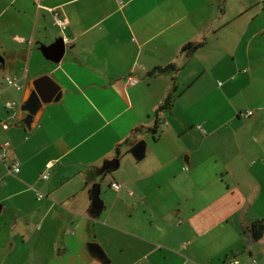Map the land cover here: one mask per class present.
I'll return each instance as SVG.
<instances>
[{"label":"crops","instance_id":"crops-1","mask_svg":"<svg viewBox=\"0 0 264 264\" xmlns=\"http://www.w3.org/2000/svg\"><path fill=\"white\" fill-rule=\"evenodd\" d=\"M263 11L264 0H0V52L9 60L0 79L22 86L0 80V118L10 122L0 131V144L9 143L0 264H102L89 241L109 264H264V235L253 240L248 230L264 218L255 174L264 165ZM58 37L65 51L54 62L40 48ZM188 44L198 47L187 54ZM45 74L62 96L27 131L13 100ZM172 86L178 94L161 107ZM246 95L257 104L244 126L236 121L245 119L238 99ZM139 140L146 147L136 160L130 148ZM112 158L117 167L98 175ZM94 182L103 202L95 218Z\"/></svg>","mask_w":264,"mask_h":264},{"label":"water","instance_id":"water-1","mask_svg":"<svg viewBox=\"0 0 264 264\" xmlns=\"http://www.w3.org/2000/svg\"><path fill=\"white\" fill-rule=\"evenodd\" d=\"M40 50L46 59L59 62L65 51L63 37L56 38L51 44L41 47ZM6 62L7 64L9 63L7 55L0 52V71L4 69ZM27 89L28 93L20 105V112L23 113V116L18 121L22 122L27 130H31L37 118H39L42 113L44 105L50 102H57L62 96V90L60 85L47 74L32 80V82L27 85ZM145 147L146 141L139 140L130 148V153L136 160H140L144 156ZM117 165V158L106 160L99 168L97 174H104L116 168ZM99 192L100 183L94 182L90 192L91 207L89 209V214L93 218L97 217L103 208V202L99 196ZM86 250L93 258L99 260L102 264H109L108 255L99 243L95 241L87 242Z\"/></svg>","mask_w":264,"mask_h":264},{"label":"built area","instance_id":"built-area-1","mask_svg":"<svg viewBox=\"0 0 264 264\" xmlns=\"http://www.w3.org/2000/svg\"><path fill=\"white\" fill-rule=\"evenodd\" d=\"M52 13L53 19L55 24H57L61 30H64L67 27V22L64 19H61L58 17V12L56 9H49ZM13 39L17 42H24V38H20L18 36H13ZM65 39V37H64ZM6 86L9 87H13L16 90H20L22 89V86L19 84L18 79L15 77H11V76H3L0 79ZM1 97V94H0ZM14 102H6L5 103V108H11L14 106ZM247 116H251L252 112L248 111L246 113ZM9 123L6 121H2L0 120V131L5 130L9 127ZM8 147H9V143L8 142H3L0 144V162H3L5 160V158L7 157V151H8ZM54 166V161L53 160H49L46 162L44 169L39 173V177L42 179H48L49 177V170ZM19 172V162L16 159L11 160L10 166L8 167V173L15 175ZM111 187L114 190H118L120 188V184L117 182H112L111 183ZM131 193V192H129ZM44 197V194L42 193H38L37 194V199H41ZM134 264H141L140 261H136L134 262ZM146 264H150L149 262H147ZM233 264V263H231Z\"/></svg>","mask_w":264,"mask_h":264},{"label":"rangeland","instance_id":"rangeland-1","mask_svg":"<svg viewBox=\"0 0 264 264\" xmlns=\"http://www.w3.org/2000/svg\"><path fill=\"white\" fill-rule=\"evenodd\" d=\"M257 24H260V25H263V23H264V11L260 14V16H259V19L257 20V22H256ZM260 46H261V44H260ZM261 49H262V47H261ZM261 85H258L257 86V88L258 89H261ZM248 91H246V93H247ZM258 97V96H257ZM239 101H238V105L241 107V109H243V111H244V114H245V119H243V121H236V123H243L244 124V126H245V122L246 121H248L249 120V118H247V117H249V116H247L246 115V113L248 112V111H251L252 112V114L254 113V108H251V107H254L253 106V104L255 103V104H257V102L255 101V100H253V99H251V98H249L247 95H246V97L245 98H242V99H238ZM15 103H16V105H15V109H20V105H21V101L20 100H18V99H14L13 100ZM1 120H4V119H2V118H0ZM6 121H8V120H6ZM9 122V121H8ZM10 123V122H9ZM27 130V129H26ZM27 131H29V130H27ZM250 132H248V134H249ZM248 134L247 133H245V138H248ZM264 151V150H263ZM252 154L253 153H248L246 156H247V158L249 159L251 156H252ZM239 160L240 161H242L240 158H239ZM244 166V165H243ZM244 167H246V165L244 166ZM252 169H256V167H254V168H252ZM258 173V176H257V178L259 179V184H260V186H261V188H262V190L264 191V165H261V172H259L258 170L257 171H255V174H257ZM263 191H262V196H261V200L262 201H264V193H263ZM262 217H264V216H262Z\"/></svg>","mask_w":264,"mask_h":264},{"label":"trees","instance_id":"trees-1","mask_svg":"<svg viewBox=\"0 0 264 264\" xmlns=\"http://www.w3.org/2000/svg\"><path fill=\"white\" fill-rule=\"evenodd\" d=\"M198 47V44H188L186 46H184V50L187 52V54L192 53L194 50H196ZM173 66L169 65L166 66L165 68H160L159 71H164L167 69H171ZM176 94H178L175 86H172L171 90L169 91V93H167L163 104L161 105V107H169L172 105L173 99L176 96ZM250 235L252 237L253 240H259L260 238L263 237L264 235V218H261L259 220H256L254 222H252L248 228Z\"/></svg>","mask_w":264,"mask_h":264}]
</instances>
